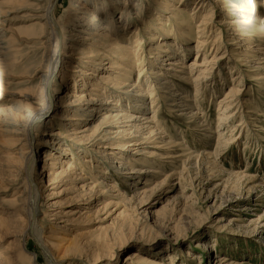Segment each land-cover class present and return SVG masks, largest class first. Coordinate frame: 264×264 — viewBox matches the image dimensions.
<instances>
[{"label":"bare ground","instance_id":"1","mask_svg":"<svg viewBox=\"0 0 264 264\" xmlns=\"http://www.w3.org/2000/svg\"><path fill=\"white\" fill-rule=\"evenodd\" d=\"M24 1L44 3L41 10L37 11L39 14L33 16L35 20L44 22L42 31L45 35L40 40L44 50L43 65L38 70L40 84L37 90L33 93L21 94L19 95L20 99L13 100L12 105L14 108L9 109L5 115L8 120L4 124L6 128L5 130L0 128V180L8 185L11 184L7 187L16 186L20 180L24 182L23 190L16 197L19 207H16V211L14 210L16 217L12 223L7 221L3 213H0V243H3L1 240L4 241V239L12 237L16 243L20 244V246L15 244L14 248L19 247L18 249L21 252L15 254L11 249L10 251L8 249V252L0 254V264H22L19 256L23 255L22 251H25L24 243L27 235L41 245L48 264H60L58 257H53L49 247L42 240L43 230L40 229L37 232L41 219L47 218L50 223L53 220L60 221L62 219L59 213H54V209L51 211L52 206L46 201V198L55 194L44 197L45 187L41 185L43 183L44 185L48 184L45 181L46 178L49 177V183L54 182L52 184H56L62 182L66 176L72 180V174L75 173L77 176L73 180L77 182L79 180L85 181L87 173L84 172L88 171L89 178H94V183L85 184L83 182L84 184L81 187L74 186L73 188L77 191V198L84 201L83 204L86 205V209L88 208L89 212H92L93 208H96L94 214H97L100 210L105 211L108 206L127 200H123L124 196L119 192L116 182L113 181L115 177L109 175V170L126 181L134 180V187L141 179L146 181L144 183L146 186L151 185L152 179L162 174L159 170L150 167L137 169L128 161L130 159L133 162L140 161L159 165L163 161H174L184 157L186 158V160L184 159L186 164L195 161L202 164L200 166H203L202 169L205 171L214 169L220 172L223 168L216 162V159L225 156V153L222 154L224 148L227 149V152L241 138L246 136L249 139L248 124L243 115L245 108L248 107L244 101L246 90L243 91V81L232 80L226 92L218 99L217 124L214 127L205 125L203 120L205 113L202 109L204 97L210 96L214 100L218 95L216 75H211L212 73H209V70L218 65L219 62L226 61L227 58L224 55L219 56L221 38L218 36L212 42L215 45L214 48L211 51L207 50L209 41L207 36L210 32L209 29H211L209 21L215 13L221 11L230 15V19H232V14L237 12L239 8L234 3L232 4L230 0H206L203 3L201 0L200 2H194V6L197 4L194 8V10H198L197 13H190L187 11V0L163 2L159 6L160 8L155 10L156 12L149 18V25L153 26L154 32L149 34V41L154 42L155 46L153 47L152 44V48L147 51L150 54L147 57L150 62L147 63L143 60V52L141 51V29L138 28L139 32L136 30L133 37H128V34L124 35V31L127 32L130 24L129 19L124 23L120 21L121 26L115 28L117 29L116 36L118 34L117 39L112 34L101 33L102 38L107 40L108 45L104 47V53L102 52L100 57L109 59L111 56L116 61L115 63L113 59H109L112 69L110 68L108 71L112 77L114 76L112 80L110 79L114 89L111 93L106 87H100L95 83L97 79L94 75L101 67L102 60L95 65L85 64V67H77L76 72H72L77 69L76 66H72L73 59L65 62L68 53L74 51L79 53V49L76 48L78 45L87 46L84 43L85 39L80 36L81 33L74 35L78 40H74L77 45L73 44L71 46L70 44L68 46L67 41L71 36L69 28L75 25V22L80 24L79 26L87 28L88 18H92L91 20L94 19L98 24L103 25L100 22L98 11L92 7L93 4L91 6V2L87 0H74L68 13V20L59 25V22L55 19L58 0H21L22 3ZM261 1L263 3L264 0ZM87 3L89 4L88 7L86 6ZM93 3L95 4L94 1ZM206 3H210L209 8L205 7L207 6ZM244 7L245 9L241 13H235L236 19L228 24L230 31L233 32L229 36L232 38L229 39L228 46L231 48L232 53L242 52L238 60L235 61L238 66L244 67L246 70L243 71L244 79L242 78V80L251 81L252 78L256 77L255 80L264 81V21L258 20L255 5L251 3V0L248 3L245 2ZM106 8L110 13L115 14V7L109 5ZM163 13L166 15H163ZM202 13L204 15L198 21L199 24L196 26V31H194L202 39H198L197 46L194 48L196 52L194 60L187 63L188 55L193 51L192 47H189L191 35L193 34V16L197 18ZM2 14L0 13V18ZM84 15L88 18L85 19ZM83 22L87 23L81 25ZM2 26L3 21L0 20V50L6 51L5 53L0 52V57H4V55L6 57L9 49L6 44V31ZM110 30L112 31V28ZM142 30L145 31L144 28ZM255 43H258L256 48L253 47ZM5 57L1 60L3 61L2 65L7 66V69L10 70L14 65L13 61L10 62ZM117 60H120L119 63ZM145 63L148 64L149 68H142ZM71 67H73V70ZM84 69L92 72L88 74L89 72ZM226 69L232 70L231 67H226ZM115 70H122L124 74L121 75V72L118 73ZM132 71L138 72V78L136 84L130 85L126 75H129ZM117 77L121 81L119 79V81H114ZM141 78L142 82L140 81ZM141 83L151 88L150 92L141 88ZM176 84L179 85V90L174 88ZM62 86H67L70 89L65 96L60 97ZM51 87L52 91L50 92ZM147 102H150L149 108L146 107ZM149 109L152 111L151 115L147 113ZM163 110L179 113V116L186 122L192 123L195 126L194 130H190L193 135L200 134L206 139L216 138L215 151L212 153L204 150L196 153L189 149L182 140L175 142L168 138L167 134L161 129L164 122L162 120L163 114H161ZM69 116L75 118L71 119ZM47 118H50L49 122L45 121ZM67 121L69 122L65 124ZM78 122H84V126H80L81 124ZM37 123L39 124L37 125ZM68 125H71L72 128L67 127ZM54 126L58 128L65 127L64 132L66 134L60 135V132H53ZM125 138H129L128 146L119 141L121 139L125 140ZM205 146L210 147L209 144ZM245 146L244 150H247L250 144L246 143ZM130 148L137 149V151L135 150L136 153H132L133 149ZM124 149H130L127 151L130 153L129 157L121 152ZM57 150L60 152H57ZM42 151H44V155H41ZM54 152L60 154L62 152L64 155L69 154L78 163L76 165L69 162L65 163V161L63 162L64 158L56 157V154H53ZM93 153L96 157H93ZM131 153L136 156L131 155ZM41 158L46 160L45 162L56 160L60 165L64 166L66 164V174H54L51 177L50 169H45L46 166H43L40 173H36L35 168ZM247 170H249L248 167L244 172H247ZM244 172H229L225 180L243 181L246 188L250 186L248 188V195H250L252 188L257 186L258 176L243 175ZM223 173L225 172L223 171ZM183 190H186V188L183 187ZM100 203L103 205L102 209L98 207ZM243 210L246 211V209ZM84 215L86 213H81L80 217H84ZM24 222L27 223L26 229H22ZM12 229L19 230L11 235ZM180 236L176 235V239L183 238L184 235ZM197 247L202 250L204 255L215 253L213 246H210L207 242L199 243ZM187 255H190V253H186L184 256L187 257ZM172 256L169 255L166 259L161 260L142 254L141 251H135L124 264H175ZM180 260L185 262L187 259L182 258ZM31 261L32 264H35L36 260L33 257ZM216 264H250V262L247 259L237 262L228 256L219 255Z\"/></svg>","mask_w":264,"mask_h":264},{"label":"rangeland","instance_id":"2","mask_svg":"<svg viewBox=\"0 0 264 264\" xmlns=\"http://www.w3.org/2000/svg\"><path fill=\"white\" fill-rule=\"evenodd\" d=\"M87 1L91 2V6L93 4L92 7L96 8L95 10L101 15L103 20L97 13L103 25L101 26L100 23L98 24V22L94 21V19L91 20L92 18H88L86 15L83 17L89 20V24L87 25L88 30L85 26L83 30L84 27L79 26L80 24L75 22V25L69 28L71 36L67 41L68 46L70 44L71 46L73 44L77 45L74 42L76 39L74 35L80 33V36L85 39L84 43L87 46L78 45L76 48L79 49V53L75 51L68 53L65 62L73 59L72 66L82 68L88 64L95 65L98 61L102 60L101 67H99L97 74L94 75L95 79H97L95 83L100 87H106L113 93L114 89L112 88L111 80L114 76L112 77L108 71L112 67H110L109 59H113V57L110 56L109 59L100 57V54L104 53V47L108 45L107 40L102 38L101 33L112 34L117 39L118 34L116 36L117 29L115 28L121 26L122 23L120 24V21L124 23L129 19L130 24L127 32L124 31V35L128 34V37H133L135 36L133 33L136 30L139 32V29H141L140 42H142L141 51L143 52V60L146 63L150 62L147 59L150 55L147 51L152 48V44L153 47L155 45L154 42L149 41V34L153 32V26L149 25V18L156 12L155 10L160 8L159 6L163 2L174 0ZM196 1L200 2L201 0H187V11L197 13L198 10H194L195 6H197V4L194 6V2ZM204 1L206 0H202V3ZM230 1L239 8V12L237 11L232 14V19H230V15L221 11L215 13V17L213 16L211 21H209L211 29H209L210 32L207 36V38L209 37L207 50L211 51L214 48L215 45L212 42L218 36L221 38L219 56L224 55L227 58L226 61L224 60L225 62H219L218 65L209 70V73H212L211 75H216L215 79L218 81L216 82L218 85L214 84V87L216 86L218 95L214 100L210 96L203 98L202 109L205 113L203 120L206 126L214 127L217 124L216 109L218 99L226 92L232 80L243 81V91L246 90L244 101L248 106L247 109L245 108L243 115L247 121L248 134L251 138L247 139L246 136L241 138L227 152V149L224 148L222 154L225 153V156L223 155L224 157L216 159V162L223 168H220V172L214 169L205 171L202 169L203 166H200L202 164L195 161L186 164L184 161L186 158L184 157L183 159L180 158L174 161H163L159 165L148 164V162L142 163L140 161L133 162L130 159L128 161L137 169L150 167L159 170L162 174L152 179L151 185L146 186L144 184L146 181L141 179L136 184V187H134V180L126 181L109 170V175L115 177L113 181L116 182L119 192L124 196L123 200H127L125 202H118L110 207L108 206L105 211L100 210L97 214H94L96 208H93L92 212H89L88 208L86 209V205L83 204L84 201L81 198H77V191L73 188L74 186L81 187L84 183H94V178H89L88 171L84 172L87 173L88 178L85 181L79 180L77 182L73 180L77 176L75 173L72 174V180L66 176L62 182H57L56 184H52L54 182L49 183V177L46 178L45 181L48 184L44 185L43 183L41 185L45 187L44 197L46 198L49 194H55L52 197L46 198V201L52 206L51 211L54 209V213H59L62 219L60 221L53 220L51 223L47 218L41 219L37 232L40 229L43 230L42 240L49 247L53 257H58L60 264H124L135 251H141L142 254L161 260L166 259L169 255H173L175 264H216L219 255L228 256L237 262L247 259L250 264H264V81L255 80L256 77L252 78L251 81L242 80V78L244 79L242 75L243 71L246 70L235 62L242 52H234V54L230 51L231 48L228 46V43L232 37L229 36L233 32L230 31L228 24L230 21L233 22L236 19L235 13H241L245 9V2L248 3L250 0ZM58 2L55 19H57L59 25H62L69 18L68 13L74 0H58ZM104 2L107 3L104 4ZM251 3L255 5L258 20L264 21V1L262 3L261 0H251ZM109 5L115 7L114 15L106 8ZM205 5L206 8L210 7V3H206ZM43 6L44 3L38 4L34 1H24L22 3L21 0H0V13H3L0 20L3 21L2 28L6 31V44L9 49L6 57L5 55L4 57L10 62L13 61L14 64H12L13 67L9 70L7 66L4 67L2 65L3 61L1 60L4 57H0V128L3 130L6 128L4 124L8 122L5 115L9 109L14 108L12 105L13 100L20 99L19 95L21 94L35 92L40 84V73H38V70L43 65L44 50L40 40L45 35L42 31L44 22L35 20L33 16L39 14L37 11H40ZM86 6L88 7L89 4L87 3ZM163 15L166 14L163 13ZM203 15L204 13L197 18L193 16V34L189 42V47H192L193 51L189 53L187 63H191L194 60L196 56L194 48L197 46L198 39H202L194 31H196V26L199 24L198 21L201 20ZM86 23L83 22L81 25H85ZM110 28H112V31ZM143 28L145 31L142 30ZM256 44L258 43L254 44V48L257 47ZM0 52L5 53L6 51L0 50ZM113 62L116 63L115 60ZM146 63L142 65L143 69L149 68ZM73 67H71L72 70ZM226 67H231L232 70L230 71ZM78 68L72 72H76ZM84 70L89 72L88 74L92 72L87 71L88 69ZM115 71L121 72V75L124 74L122 70ZM137 78V71H132L129 75H126V79H128L130 85L136 84ZM115 79L114 81L120 80L119 77ZM79 81L81 80L79 79ZM140 81L142 82V78ZM140 87L150 92L151 88H148V86L141 83ZM174 88L179 90L180 87L176 84ZM69 89L67 86H62L60 97L65 96ZM160 92L159 94L162 95ZM191 92L193 93L192 89ZM149 103L147 102L146 104L147 108L150 107ZM163 111L161 114H163L162 120L164 122L161 129L167 134L168 138H171L175 142L182 140L189 149L196 153L204 150L212 153L215 151L216 138L206 139V137L200 134L193 135L191 131L195 129V126L192 123L186 122L179 116V113ZM147 113L151 115V109ZM69 118L74 119L75 117L69 116ZM49 120L50 118H47L45 121L49 122ZM68 122H65V124ZM70 123L72 122L70 121ZM79 124H81L80 126H84V122H80ZM67 127L72 128L71 125ZM45 129L47 128L45 127ZM64 129L65 127L58 128L54 126L52 131L60 132V135H64L66 134ZM128 139L125 138V140L121 139L119 141L128 146ZM246 143L250 144V147L244 150ZM206 144H209L210 147H206ZM130 149H133L132 153H136L137 151L134 148ZM129 150L124 149L121 152L123 155L129 157L130 153L127 152ZM57 152L60 151L57 150ZM132 153L131 155L136 156ZM53 154H56V157L60 159L64 158L62 160L65 163L69 162L75 165L78 163L69 154L64 155L62 152L61 154L56 152ZM41 155H44V151H42ZM92 155L96 157L94 153ZM45 161L43 158L39 160L35 168L36 173H40L43 166H46L45 169H50L51 177L54 174H66V164L64 166L60 165L56 160ZM247 167L249 170L244 172ZM242 171L244 172L243 175L250 177L258 176L256 189L252 188L250 195H248V188L250 186L246 188L243 181H236L235 179L225 180L229 172ZM167 176L169 177L167 178ZM180 178L181 180H179ZM9 185L0 180V213H3L7 221L12 223L16 217V207H19L16 197L23 190L24 182L20 180L16 186L7 187ZM183 187L186 190H183ZM98 207L102 209L103 205L100 203ZM243 209H246V211ZM79 212L86 213V215L80 217L81 213ZM72 219L74 221H71ZM26 227L27 223L24 222L22 229H26ZM16 230L18 231L19 229ZM16 230L12 229L11 235H14ZM176 235L184 236H182L183 238H177L182 240H177ZM1 242L3 243H0V254L8 252V249L9 251L11 249L15 254L21 252L18 249L19 247L14 248L15 244L20 246L19 243L14 241V238L4 239ZM206 242L210 246H213L215 253L204 255L202 250L197 247L199 243L203 244ZM24 244L25 251H22L23 255L19 256L22 264H32L31 258L33 257L36 260L35 264H48L41 245L35 239L27 235ZM186 253H190V255L184 256ZM182 258L187 260L183 262L184 260H180Z\"/></svg>","mask_w":264,"mask_h":264}]
</instances>
